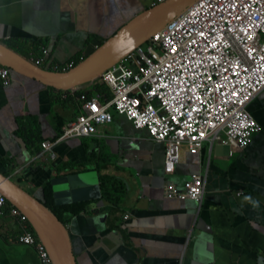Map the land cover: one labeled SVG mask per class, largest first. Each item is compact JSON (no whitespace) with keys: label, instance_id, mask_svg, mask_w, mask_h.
I'll list each match as a JSON object with an SVG mask.
<instances>
[{"label":"crops","instance_id":"0c3cea01","mask_svg":"<svg viewBox=\"0 0 264 264\" xmlns=\"http://www.w3.org/2000/svg\"><path fill=\"white\" fill-rule=\"evenodd\" d=\"M160 1L0 0V43L42 45L49 51L44 67L55 70L81 61ZM10 78L8 85L0 79V171L8 161L9 176L36 196L55 177L87 181L74 193L87 207L68 221L80 264H264V92L250 105L263 129L245 151L232 156L229 146L208 143L201 155L185 153L168 175L166 146L121 115L100 126L98 136L57 145L55 160L32 162L41 143L55 140L78 114V103L12 70ZM194 174L207 180L201 206L167 196L170 184L183 188ZM102 177L117 181L118 205L104 198ZM6 209L0 264H40L34 249L18 242L22 228Z\"/></svg>","mask_w":264,"mask_h":264},{"label":"built area","instance_id":"2783aa9c","mask_svg":"<svg viewBox=\"0 0 264 264\" xmlns=\"http://www.w3.org/2000/svg\"><path fill=\"white\" fill-rule=\"evenodd\" d=\"M48 55L43 47L42 56L28 59L44 67ZM10 73L0 67L4 85L10 84ZM100 78L109 96L65 92V99H76L79 112L55 140L41 143L32 162L55 160L56 146L68 140L98 136L100 126L113 123L116 115L166 146L168 175L185 153L201 155L208 143L229 146L232 156L242 153L263 129L250 105L264 92V0H197ZM206 186L204 175L194 174L183 188L170 184L166 193L201 206ZM7 202L0 193V215ZM9 213L22 228L18 242L34 249L40 264H54L27 215L12 204Z\"/></svg>","mask_w":264,"mask_h":264},{"label":"water","instance_id":"95a60500","mask_svg":"<svg viewBox=\"0 0 264 264\" xmlns=\"http://www.w3.org/2000/svg\"><path fill=\"white\" fill-rule=\"evenodd\" d=\"M197 0H163L142 11L114 35L97 46L92 53L66 71L49 70L33 64L8 46L0 43V66L35 79L58 91H70L100 77L127 55L165 29ZM76 174L51 179L56 204L76 202L74 193L79 187L90 186ZM92 186V185H91ZM0 193L12 205L24 212L39 239L49 250L54 264H80L74 250L68 223L59 218L35 195L21 187L11 176L0 171Z\"/></svg>","mask_w":264,"mask_h":264},{"label":"trees","instance_id":"16d2710c","mask_svg":"<svg viewBox=\"0 0 264 264\" xmlns=\"http://www.w3.org/2000/svg\"><path fill=\"white\" fill-rule=\"evenodd\" d=\"M11 48L15 49L19 52L22 56L26 58H30L31 55L35 57L42 56V48L44 46L42 45H36L30 50L25 49H17L13 44L10 45ZM31 52V54L29 53ZM30 55V56H29ZM80 59L77 61L71 62L74 63V65L78 64ZM65 65L61 64L59 67L63 68ZM49 70H52L53 67H49ZM98 92L103 94L106 92L107 96H109V91L107 89V85H100L98 86ZM57 92H63V91H57ZM89 97H92L90 93L87 94ZM38 142L41 143V138L38 139ZM5 166H7L6 171L3 172L6 176H9L10 171V165L8 161H3ZM102 188H103V196L111 202L114 205H118L120 203L121 195L119 192V189L117 188V181L110 177H102ZM41 195L35 197L40 201L43 202L47 207H49L59 218L64 220L66 223L70 220V217L73 215H76L83 210L86 209L88 202H72V203H66V204H56L53 196V187L51 185V182L48 181L41 187ZM11 206L10 202H7L5 207H7V211H9V207ZM31 228V227H30Z\"/></svg>","mask_w":264,"mask_h":264},{"label":"rangeland","instance_id":"374dc122","mask_svg":"<svg viewBox=\"0 0 264 264\" xmlns=\"http://www.w3.org/2000/svg\"><path fill=\"white\" fill-rule=\"evenodd\" d=\"M100 85H105V83H103L102 79L100 77H98L89 83H86L84 85L79 86L77 89L80 92H82V91L88 92L91 94L92 97L95 98L99 94L97 89H98V86H100ZM107 89H109V88L107 87ZM12 180L18 181L15 177H12ZM21 187L24 188V185L21 184Z\"/></svg>","mask_w":264,"mask_h":264},{"label":"snow or ice","instance_id":"6c2138e0","mask_svg":"<svg viewBox=\"0 0 264 264\" xmlns=\"http://www.w3.org/2000/svg\"><path fill=\"white\" fill-rule=\"evenodd\" d=\"M93 108H95V106H93Z\"/></svg>","mask_w":264,"mask_h":264}]
</instances>
